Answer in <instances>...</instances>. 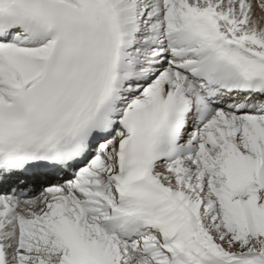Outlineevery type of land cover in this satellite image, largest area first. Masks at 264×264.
<instances>
[{
    "label": "snow or ice",
    "instance_id": "1",
    "mask_svg": "<svg viewBox=\"0 0 264 264\" xmlns=\"http://www.w3.org/2000/svg\"><path fill=\"white\" fill-rule=\"evenodd\" d=\"M0 264H264V0H0Z\"/></svg>",
    "mask_w": 264,
    "mask_h": 264
}]
</instances>
